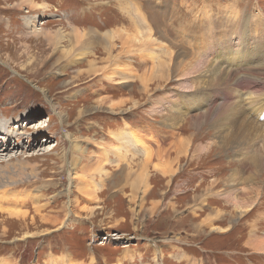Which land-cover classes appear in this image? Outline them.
Returning a JSON list of instances; mask_svg holds the SVG:
<instances>
[{
    "label": "rangeland",
    "instance_id": "obj_1",
    "mask_svg": "<svg viewBox=\"0 0 264 264\" xmlns=\"http://www.w3.org/2000/svg\"><path fill=\"white\" fill-rule=\"evenodd\" d=\"M15 1L0 0V134L14 129L8 140L0 139V148L5 143L10 145L7 154H0V175L9 180L18 179L0 193V264H264V252L253 251L248 244L249 238L264 237V192L257 207L247 215L232 209L215 193H224L227 180L223 182L233 173L247 184L248 179L260 178L264 186V166L258 169L254 164L261 154L264 160V133L255 132L259 137L251 135L235 149L227 148L218 142L219 127L211 120L204 121L193 137L192 153L181 158L182 171L174 176L172 184L168 186L167 177L151 167L148 178L152 189L141 199L140 196L135 198V194L131 198L133 191L124 172L138 173L143 155L135 149L129 155L126 148L119 152L113 149L120 146L113 136L126 123L130 129L126 133L134 132L137 138L141 137L142 142L138 139L141 148L147 139L156 141L162 136L167 144L173 134L176 137L177 133L192 134L193 130H187V125L175 131L164 127L162 121L170 110V102H177V114L184 115L180 120L184 123L202 111L214 110L220 103L226 107L240 94V89H229L227 83L216 89L213 97L208 93L209 87L188 92L179 85L186 81L193 84L191 79H174L166 88L164 85L150 93L148 102L145 96L141 107H135L132 113L116 114L105 109L108 107L100 111L92 107L98 99L118 98L127 91L135 96L138 75L153 66H161L167 52L156 49V56H148L149 60H142L147 56L140 53L124 55L126 67L130 69L124 77L131 75L126 86L116 84L109 88L106 80L98 79L100 76L91 79L85 74L65 85L76 71L87 68L91 56L85 59L64 57L60 62L68 63L66 72H53L60 64L55 62L59 52L69 47L54 32L69 24L100 33L121 29L128 32L137 27V31H143L145 28L140 25L146 20L150 32L156 33L157 29H162L156 27L160 23L172 42L169 41V49L176 51L179 47L194 45L195 52L215 60L222 42L210 45L206 40L210 32L215 34L222 28L238 27L241 18L251 17L254 24L259 21L264 33V0H36L50 6L45 13H42L45 10L29 11L28 7L16 9ZM131 4L135 20L127 17L126 12L121 15V6L129 8ZM171 4L175 7L170 8ZM121 17H124L123 23ZM28 23L37 28V32L41 28L47 31L31 33L35 30ZM213 28H218L215 33ZM64 30L69 32V28ZM44 33L52 39L44 38ZM250 41L245 37L233 43L240 47ZM122 42L117 41V45ZM96 52L99 58L105 56L101 46ZM260 58L263 59L262 55ZM260 58L239 64L223 59L220 63L223 68L242 75L250 68L256 69V62L262 61ZM246 97L247 94L243 95V100ZM249 104V101L241 102L243 108ZM256 118L254 114L253 119ZM147 124L149 130L144 127ZM135 128L142 130L138 133ZM75 139L85 152L73 175L80 177L86 173V188L92 187L99 193L95 199L81 193L77 179L70 180V152ZM209 143L215 145L205 149V153L193 154L198 146L205 147ZM93 155L106 159L109 164L104 166L106 172L80 170L79 166ZM122 155L127 158L120 163ZM11 158L14 162L5 167ZM18 158L20 161H15ZM107 172L111 175L105 177ZM245 183L240 187L239 196L244 195ZM210 189L215 190L214 193ZM206 191L205 201L199 203L197 196ZM216 198L220 202L214 201ZM70 201L75 213L82 217H76ZM152 201L160 204L154 206ZM11 211L28 216L15 217ZM216 211L221 212L219 217ZM232 213H238L235 219L230 218ZM54 215L63 216L62 224L57 227L50 221Z\"/></svg>",
    "mask_w": 264,
    "mask_h": 264
},
{
    "label": "bare ground",
    "instance_id": "obj_2",
    "mask_svg": "<svg viewBox=\"0 0 264 264\" xmlns=\"http://www.w3.org/2000/svg\"><path fill=\"white\" fill-rule=\"evenodd\" d=\"M13 3L16 9L28 7L30 8L29 11H35V10L44 11L45 10L42 13H45L46 10H50L49 5L40 4L36 2V0H16ZM171 7H175V6L171 4L170 8ZM129 8H128V5L126 7L121 6V9H120L121 15H122V12L123 14H125L126 12L127 13L126 16L130 17V15L132 14L129 15L130 13ZM168 10L169 8H167V10L165 11L168 13ZM145 16L147 18L146 14ZM121 18H123V21L121 20V23H122L125 20H124V17H121ZM135 19H136V15L134 17V20ZM145 21L143 22L144 24L140 25L141 26L140 28H145V29L147 28V30L142 29L143 31H137L139 28L137 27V28H133V31L128 30V32L121 31L122 30L121 29V30H109V31L107 30L106 32L100 33L99 31H96L93 29L78 28L70 24L67 27L62 26L56 32H54V34L57 37H59L62 40V42L63 41L66 42L69 47H67L65 51L61 50L59 52V56L56 58L57 61L55 62L56 63L59 62L60 64L53 68L54 69L53 72L56 74L59 72L62 73L63 71L66 70L68 63L64 64L63 62V64H61L62 62H60L63 60L64 57H67L70 55L71 59L73 58L85 59L91 56L92 59H89V61L86 63L87 68L82 71H78V72L76 71L74 77L70 78V81H67L65 85L74 83V80L72 79L82 77V75L85 74L88 77L90 76L91 79H94L95 77L100 76V78L98 79L106 80V82L109 84L108 86L109 88H114L116 84L117 86L118 84L119 86H126L130 82L128 77H130L131 75L124 77L125 72L127 71L129 72L130 69L126 67L127 60H124L125 58H123V56L124 55L132 56L135 53H140V54H143L144 56H147V57L141 56L142 60H149L148 56L155 57L156 56L155 50L160 49L162 52L168 53L166 60L162 62L161 66L160 65L158 67L153 66L152 69H147L144 71L142 75H138L137 80L139 84L137 86L135 96L132 94L131 91H127V93L125 92V94L120 95V97L118 98L104 97V98L98 99V101H95L96 104L95 106L92 107V109H97V111H100V110H104L103 109L104 107H108L105 109L109 110L112 113H116V114L129 113L130 114L132 113V110L135 107L136 108L141 107L142 103L140 102L142 99L144 100L145 96L147 97L146 102H148L150 99V93L161 89L164 85H165L164 87L166 88V86H168L167 83H169L171 80H174V79L179 80V78H183V79L186 78V80L187 78H189L192 80L193 84L188 81H186L187 83H180V85L178 84L182 88H187L186 90L188 92H191L193 89L199 88V87H209L211 90L210 92H208L209 95H212L213 97H215V95H213L215 90L223 87L224 85H227L228 83L229 89L231 88L233 90L240 89V94H237L236 98L231 100V103L229 101L226 107L224 106L223 103H220L218 104V107L215 108L214 110L202 111L195 117L186 119V122L184 123L180 121L183 119L184 115L182 117L181 115L177 114V112L179 111L177 104H176L177 102L175 103V100L170 102L172 103L169 105L170 110H167L166 112L167 116L163 118L165 121H162L164 126L169 127V130L171 131H175L176 128L187 125V130L192 129L193 132L192 134H186L184 136H181V134L177 133L179 137L177 138L175 143H172L170 145L171 147L169 148H162V147L156 148L155 147V149H157L155 153L153 152L154 148L152 145H149L148 148H146L145 146H143L142 148L140 147L139 140L142 142V139L140 136H138L137 138L134 132L133 133L128 132L130 134L126 133V131H130L129 125H126V128H123L120 134H118V132L115 133V135L113 136L114 137L113 139L120 140L122 138L120 140L119 147H113V145L111 146L113 147L115 152H119L120 150H122L123 147L121 146H123L126 141L129 144H134L135 146H137V148H139V150L137 151H143V154H145V156L143 155V159H140L142 164L138 167V173L132 170L130 172H124V176L127 177L130 183V188H132V191H133L132 195H130L132 199H133V194L136 195L135 198H139V196H140V199L144 198L147 195L150 188L152 189V185L150 184L151 180H149L148 178L150 175V172L148 170L151 167L153 168L155 172L161 174L165 178L167 177L166 184L168 186L172 184L173 182L172 179L174 178V176H176L178 173L182 171L181 158L183 156L188 157L192 153L193 137L195 136L197 130H199V128L204 124V121L211 120L214 122V124H216L219 127L218 130L220 131V133L219 135L216 134L218 138V142H220L222 146L227 147V148L234 147L235 149V146L238 147L244 140H246L251 135H253V137L258 136L255 132L264 133L263 132L264 131V119H263L264 118V55H263L264 54V33L261 32L263 27L262 25H260L259 21H256V23L254 24L253 18L243 17L241 18V22H237L238 27L236 25V27L233 26V28H222L223 30L221 32L217 31L218 33H215L218 28H213V32L215 34L208 31L210 32L209 34L210 37H207L206 40L210 41L209 42L210 45H213L214 42H218V43L222 42L221 48H218L220 49L221 52L220 54L215 55L214 57L215 60H210L208 57L204 56L203 54H199L200 52L199 53L195 52L196 50L195 48H193L194 45H190L191 48L179 47L178 50L172 51L171 49H169L170 40L168 39L169 38L168 35L164 32V27L160 23H158L156 27L162 28V29H157L156 33L150 32L149 30L150 27H147L145 25ZM28 24H29L28 26L32 25L31 23H28ZM30 28H32V26ZM64 28H69V32L65 31ZM32 29H34L35 31H31V33L37 32V28H32ZM39 30H41L42 33L47 31V30L44 31L42 28ZM39 30L37 33H40ZM208 32H205V33H208ZM182 33L183 35L186 34L185 31H183ZM245 37L247 38V40H251V41L245 43L243 46H240V47H237L233 43V41L235 40H238L240 42ZM44 38H48L49 40L52 39V37L48 35L47 33L44 35ZM197 39H200V38H197ZM121 40H123L124 42H122L121 45L118 46L117 41H121ZM98 46H101L105 56H102L100 58L98 57L97 52H96ZM215 49L217 50V48ZM261 55L263 59L260 58ZM235 56H240V57L236 58ZM259 58L262 61L256 62L257 63L256 69L250 68L248 71H246V74H242V75H238L237 71L233 69L231 70L225 69L221 65L222 63L221 61L223 59L228 60V61L230 60L233 63L239 64V63H243L244 60L251 59V60L257 61V59ZM151 61H153V59H151ZM199 66H202V68H199ZM117 73H120L121 75L118 76ZM131 73L133 74V72ZM105 86L106 85H103L102 88L105 89ZM42 92L45 93L43 89H42ZM246 94H247L246 100H243V95H246ZM136 97H138L139 99H136ZM242 101L244 102L249 101L250 104L248 106L244 105V108H243L241 105ZM162 102H165V101H162ZM251 111H254V113H251ZM155 112L158 113V111H155ZM254 114H256L258 118L253 119ZM5 127L6 126H4L2 129L3 132L6 130ZM8 131L9 132L8 133L6 132V134H2V135L0 134V139L8 140V136H11L10 134L14 133V129L10 128ZM136 131L140 133V130L137 129ZM128 136L131 139L127 138ZM249 142H251V138ZM157 143H159V141H157ZM209 144L210 145H207L205 147L198 146L194 150L193 154L196 155L199 153V151L200 153H205L208 147L213 145L214 143H209ZM9 149H10V145L5 143V145H3L0 148V154L1 155L7 154ZM246 149H248L246 153H249L250 152L249 148L246 147ZM84 152H85V149H83L81 145L78 142H76V139L73 140L72 151L70 152L72 155L71 156L72 169L69 171L72 177L70 180L72 182V180L77 179L76 180L77 184H81L79 186V188L81 189V193H83L85 196L87 195L88 197L95 199L96 195L99 193H97V191L94 190L92 187L86 188L85 186L86 181L84 180L86 173L81 174L80 177L78 176L75 177V175H73L74 173L76 174L75 171L79 163L82 160L81 156L84 155ZM252 154L253 153L249 154L248 156L251 157ZM261 155H259L257 159H255L254 161L255 167L258 169H261L264 166V160L262 159ZM15 161H20V159L18 158ZM6 162L7 163L5 164V167L13 163L14 160L13 158H11V159H8ZM87 162L79 166L81 171L94 172V170H96V172H102V171L106 172L107 169L104 166L109 165L108 163H106L107 162L106 159L100 158L96 155H93L91 159ZM0 167H1V164H0ZM63 167H64V163H63ZM108 175H111V173L109 172L105 173V177H107ZM257 176L256 178H258ZM238 179L239 178L236 177L234 173L232 175H229V177L226 178L223 182V183H226V180H227L226 185H224L226 187L225 189L226 192L224 190L223 194H219L218 192H215V193L218 194L222 200H225L230 205V207H232V209H239L237 210V212H239L240 214H242L243 212H245V214L246 213L248 214L257 207L256 204L261 199V195L264 192L263 190L264 186H261L262 179L260 180V178L258 180L248 179L249 181L248 184L244 182L246 184L244 195L239 196L240 187L244 183L240 182V180ZM17 181L18 179L9 180L7 178L5 179L4 177H1L0 175V193H2L3 190L10 187V184L15 183ZM213 186H214V183L211 184V187ZM210 191L212 192L213 189H210ZM206 192L207 193L201 196H197L199 199V203L205 201L208 191ZM140 199H138V201ZM214 201L220 202V199L216 198ZM159 204H160L159 201L158 202L152 201V205L154 206L159 205ZM70 206L72 208L73 213H75L72 202L70 203ZM242 209H244V211H242ZM90 210H93V209L91 208ZM10 214H12V216L14 215L15 217H23V218L28 216L27 213H22V212L19 213V212H14V211H11ZM220 214H221L220 211H216V215L218 217L220 216ZM235 215L237 216L238 213H234V214L232 213L230 218L235 219ZM77 216L82 217L80 213H77L76 217ZM52 219L53 221L51 219L50 221L53 222V224H56V227L61 225L63 222V216L60 218V216L54 215ZM142 238L144 237L142 236ZM248 241H249L248 244L250 246V249L252 248L253 251L264 252V237L256 236V238H249ZM160 257L163 258L162 254L160 255Z\"/></svg>",
    "mask_w": 264,
    "mask_h": 264
},
{
    "label": "crops",
    "instance_id": "obj_3",
    "mask_svg": "<svg viewBox=\"0 0 264 264\" xmlns=\"http://www.w3.org/2000/svg\"><path fill=\"white\" fill-rule=\"evenodd\" d=\"M130 14H132V15H130ZM129 15H130V17L132 18V19H134V16H135V14H134V6H133V4H131V7H130V13H129ZM123 23V22H122ZM126 125H129V123H126V124H124V128H126ZM149 125L147 124V126L145 125L144 127H146V129L147 130H149V127H148ZM143 127V128H144ZM164 127H166V126H164ZM123 129V128H122ZM122 129H119L117 132H119L120 130H122ZM136 129H138V130H142V129H140V128H136ZM165 133H167V132H165ZM162 136H158V138H157V141H159V143H157V141H151V140H149V139H147L148 141L146 142V144H145V147L146 148H148V146L150 145V144H152V146H153V148H154V153L156 152V150L157 149H155V147L156 148H160V147H162V148H167L168 146H169V144L171 145L172 144V142H176V140H177V137L173 134V136L170 138V141L169 140H167V144H164V139L163 138H161ZM127 138H129V139H131L129 136L127 137ZM122 139V138H121ZM120 139V140H121ZM120 140L118 139L117 140V142L118 143H120ZM124 141V140H123ZM133 141V140H132ZM150 143V144H149ZM158 144V145H157ZM164 145H167V146H164ZM143 146V145H142ZM121 147H123V148H126L128 151H127V154L129 155V154H132V150L133 149H135L136 151L137 150H139V148H137V146H135L134 144H129L128 142H126L125 141V143H124V145L123 146H121ZM122 148V149H123ZM138 152H140L142 155H144L145 156V154H143V151H138ZM152 154V153H151ZM125 158H127V156H125V155H122L121 156V158L119 159V161H120V163L121 162H124V160H125ZM143 159V158H142ZM120 163L118 164V165H120ZM120 166H122V165H120ZM144 237V236H143ZM151 241V240H150ZM151 242H157L156 240H152ZM158 253H162V250H159L158 251Z\"/></svg>",
    "mask_w": 264,
    "mask_h": 264
},
{
    "label": "built area",
    "instance_id": "obj_4",
    "mask_svg": "<svg viewBox=\"0 0 264 264\" xmlns=\"http://www.w3.org/2000/svg\"><path fill=\"white\" fill-rule=\"evenodd\" d=\"M94 239V238H93Z\"/></svg>",
    "mask_w": 264,
    "mask_h": 264
}]
</instances>
